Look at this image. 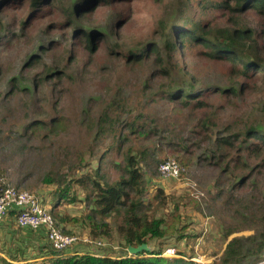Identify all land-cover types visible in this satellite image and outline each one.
Masks as SVG:
<instances>
[{
    "label": "rangeland",
    "instance_id": "374dc122",
    "mask_svg": "<svg viewBox=\"0 0 264 264\" xmlns=\"http://www.w3.org/2000/svg\"><path fill=\"white\" fill-rule=\"evenodd\" d=\"M82 1L85 0H78V3ZM164 1L103 2L95 16L106 29L109 20H114L117 14L126 19L118 34H110V43L119 42L127 49L151 35ZM13 2L21 3L22 0L6 2L11 7L0 12L6 21L13 20L19 11L13 9ZM200 11L209 14L205 16ZM195 13L218 23L227 20L226 16L221 17L220 11L210 7L197 8ZM47 25L46 21L27 30L29 44L15 42L11 48H0V175L8 184L38 196L46 208L56 209L64 218L60 224L65 231L85 235L94 241L77 244L81 246L75 254L135 256L127 252L124 237L115 230V215L106 219L110 222L109 236H92L87 216L94 208L93 198H87L83 189L74 183V179L86 173L95 175L94 170L102 179L115 181L119 177L115 164L122 161L119 151L129 147L140 161L146 178L142 197L146 212L149 216L167 218L176 206L189 234L182 239H151L146 243L153 251L160 250L164 256L183 257L197 264H213L231 238L244 240L264 231V226L257 221L264 213V155L233 150L220 165L213 166L200 160L202 153L195 149L199 160L188 167L169 156V144L189 136L201 114L192 106H181L161 97L157 83L162 79L151 74V65L127 64L112 55L103 44L91 60L88 55L80 56L71 71L72 79L67 78L55 88L45 84L38 93L21 90L9 93L11 77L20 78L21 84H29L33 71L22 70L21 66L25 58L37 52V44L46 40L43 30ZM48 39H60V32H51ZM192 51L187 48L184 54V62L191 72H198L200 79L208 85L223 84L218 72L220 68ZM259 96L250 88L242 97L236 96L222 105L217 95H209L207 99L211 105L206 110L215 113L211 116L213 122L209 123L210 133L219 130L227 134L229 131L223 132L225 125L235 129L233 115L242 113ZM53 117L57 120L52 124ZM34 119H42L48 124L46 130L38 131L37 137L31 136L27 127ZM132 120L134 131L128 127ZM153 128L157 130L154 141H146L140 130L148 132ZM121 136L126 138L121 141ZM144 148L146 155L140 158L139 152ZM172 158L183 167L180 176L162 177L158 171L159 163ZM160 159L163 160L158 163ZM159 188L165 195L163 203L155 197ZM167 249H174V253L170 255ZM51 251L65 256L64 250L56 252L47 243H40L32 244V249L25 254L20 252V256H14L17 251H8L7 258H13L11 262L16 263L37 257L31 261L38 262Z\"/></svg>",
    "mask_w": 264,
    "mask_h": 264
},
{
    "label": "trees",
    "instance_id": "16d2710c",
    "mask_svg": "<svg viewBox=\"0 0 264 264\" xmlns=\"http://www.w3.org/2000/svg\"><path fill=\"white\" fill-rule=\"evenodd\" d=\"M8 1L0 0V12L11 7L6 3ZM111 1L113 0H85L80 3L78 0H71V3L68 0L13 2V9L19 10L13 20L6 21L0 15V48H11L15 42L29 44L31 40L27 37V30L46 21L48 25L43 30L46 40L37 44V52H32L25 58L21 66L22 70L33 71L29 84H21L20 78L11 77L9 93L18 90L29 94L38 93L45 84H51L55 88L67 78L72 79L71 71L77 66L80 56L88 55L91 60L90 57L104 44L112 55L122 58L127 64L151 65V74L162 79L157 83L161 97L181 106H192L200 112L201 118L189 136L169 144L167 153L180 164L188 167L199 160L195 149L202 153L200 160L213 166L220 165L233 150L264 155V0H196V3L195 0H165L151 35L127 49H123L119 42L110 43V34H118L126 19L117 14L114 20H109L106 29L95 16L103 2ZM208 7L220 11L221 17H227L226 22L218 23L215 19L196 15L197 8ZM200 13L205 16L209 14L205 11ZM54 31L60 32V39H48L49 34ZM187 48H192V54L220 68L218 72L224 83L208 85L200 79L198 72L193 74L184 62ZM250 88L260 96L242 113L233 115L236 120L233 122L235 129L225 125L223 132L229 131L227 134L219 130L211 134L209 123L213 122L211 116L215 113L206 110L211 105L208 96L217 95L224 105L226 100L242 97L243 92ZM106 115L107 113L104 114ZM56 120L53 117L52 124ZM133 122L128 123L131 131L135 128ZM27 127L30 135L37 137L38 131L46 130L48 124L42 119H34ZM140 133L146 141L153 142L157 130L153 128L145 132L141 129ZM125 138L120 137L121 141ZM119 152L122 154V161L115 164L119 169V177L115 181L102 179L97 170H94L95 175L86 173L74 179V183L83 189L86 197L93 198L94 208L87 216L92 236H109L110 222L106 219L115 215V230L119 236L124 237L127 245L149 243L151 239L187 237V226L182 223V216L176 206L167 218L149 216L142 201L146 178L139 166L140 161L131 153L130 147ZM146 152V148L141 149L140 158H144ZM161 152L163 153L162 149ZM102 157L103 155L99 160ZM239 158L238 155V161ZM161 160L163 159L158 163ZM159 189L155 197L159 203H163L165 195ZM50 212L58 226L65 231L60 224L64 218L59 216L56 209H50ZM257 221L264 226V213L257 217ZM260 232L244 240L241 237L228 240L222 254L213 264H264V231ZM32 258L37 257L30 259ZM31 260L13 263L2 257L1 263L197 264L183 257L164 256L160 250L142 252L131 257L91 253L58 256L51 251L38 262Z\"/></svg>",
    "mask_w": 264,
    "mask_h": 264
},
{
    "label": "built area",
    "instance_id": "2783aa9c",
    "mask_svg": "<svg viewBox=\"0 0 264 264\" xmlns=\"http://www.w3.org/2000/svg\"><path fill=\"white\" fill-rule=\"evenodd\" d=\"M182 168L173 158L163 160L158 165L159 173L165 178H178ZM42 204L38 196L8 184L5 178L0 176V220L14 210L17 225L32 230L43 229L48 244L56 252L66 250L74 244L94 242L85 235L80 236L63 231L50 210ZM167 252L171 255L174 249H167Z\"/></svg>",
    "mask_w": 264,
    "mask_h": 264
},
{
    "label": "crops",
    "instance_id": "0c3cea01",
    "mask_svg": "<svg viewBox=\"0 0 264 264\" xmlns=\"http://www.w3.org/2000/svg\"><path fill=\"white\" fill-rule=\"evenodd\" d=\"M40 234H42V236H39ZM29 243H31V245H29ZM40 243L42 245H45L46 243L48 244L43 229L28 230L19 227L15 221L14 210H11L4 218L0 220V256L6 260L13 261V258H7V255H9L7 253L8 251H17L14 253V256H20V252L25 254L27 253L28 249H32V244ZM74 245L64 250V254H75V250H77V247L81 245Z\"/></svg>",
    "mask_w": 264,
    "mask_h": 264
},
{
    "label": "water",
    "instance_id": "95a60500",
    "mask_svg": "<svg viewBox=\"0 0 264 264\" xmlns=\"http://www.w3.org/2000/svg\"><path fill=\"white\" fill-rule=\"evenodd\" d=\"M126 250L131 255H137L142 252H152L153 251V249L146 242L140 243L136 246L132 244H128Z\"/></svg>",
    "mask_w": 264,
    "mask_h": 264
}]
</instances>
